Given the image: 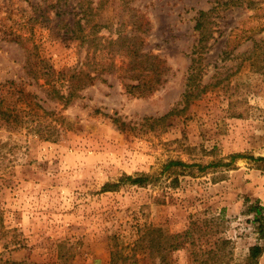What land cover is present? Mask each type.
Returning <instances> with one entry per match:
<instances>
[{
	"label": "rangeland",
	"instance_id": "1",
	"mask_svg": "<svg viewBox=\"0 0 264 264\" xmlns=\"http://www.w3.org/2000/svg\"><path fill=\"white\" fill-rule=\"evenodd\" d=\"M224 1L0 0V110L54 109L43 117L61 125L44 140L34 122L0 114V264H109L113 240L125 246L150 222L168 233L201 227L194 246L172 252L175 264H202L216 238L228 241L230 264L264 246L251 210L264 205V163L249 158L264 156V0ZM212 6L196 79L204 90L160 120L184 106L196 16ZM127 46L151 56L137 57L140 71L126 70ZM153 56L160 83L129 91L155 77ZM41 67L66 76L80 67L92 79L63 106L35 77ZM231 153L246 156L223 164ZM168 160L188 166L154 185L119 181Z\"/></svg>",
	"mask_w": 264,
	"mask_h": 264
},
{
	"label": "trees",
	"instance_id": "2",
	"mask_svg": "<svg viewBox=\"0 0 264 264\" xmlns=\"http://www.w3.org/2000/svg\"><path fill=\"white\" fill-rule=\"evenodd\" d=\"M254 3V0H225L221 3L224 6H243V5H251ZM218 6V5H217ZM216 6H212L208 10H200L198 11V15L196 16V21L194 25V30L198 31V38L196 47L191 52V63L188 68V75L186 77V87L184 93L182 95V102L184 106L180 109L175 107L169 112L165 113L160 120H164L167 116L175 114L177 112H181L185 108V104L195 98L200 96V93L204 90L200 89L199 85L196 82L199 73V63H200V52L206 51L207 49V41L212 34V24L213 19L212 16L215 13ZM126 54L128 57H133L134 60L128 63V71H140L139 64L141 62L138 60V56L151 57L150 55H146L145 53H138V49L132 47H126ZM196 54V55H195ZM155 60H151L149 62V70L152 71V74H155V77L151 80H141L137 81L136 84H126V88L131 91L133 89H140L142 92L144 91H152L155 89L157 84L160 83V79L158 78V72L156 70H160V60L156 61L157 57L153 56ZM156 62V63H155ZM45 68V67H44ZM39 71L36 74V78H43L44 83L47 85L49 90L50 98L57 102V104L61 103L63 106L72 102V100L78 96V92L81 88L84 87L87 80L92 79V76L85 72L83 69L79 67L78 70L72 71L69 75H65L64 71H55L51 69L50 71H46V69L38 68ZM36 72V71H35ZM157 75V76H156ZM61 79L66 78L65 88L66 90L60 91L57 88V82ZM146 86V88L144 87ZM22 95L26 96V94ZM37 104V103H36ZM29 105V103H28ZM37 106H40L37 104ZM0 114L2 118L5 119L8 123H21L26 122L27 120L34 122L29 126L30 130H33L38 134L40 138L44 140L48 139H57L60 135L61 125H57L56 119L54 117L50 120L43 117L46 114L51 116L55 115L53 110H43V114L40 115L32 109L24 110L21 109L17 111L10 106H6L4 109L0 110ZM53 121V123H52ZM243 153H231L229 155L230 161L227 163H223L225 165L229 164L233 159L239 157H245ZM250 159L255 161H260L264 163V156L253 157V155L249 156ZM221 163V161H219ZM217 164V161L214 162ZM178 166H188L187 163H184L180 160H168L162 167L161 171L158 173H149L142 172L135 175L122 174L119 177V181L123 183H128L130 185L136 186H147L156 184L161 176L164 173L170 174L173 172H178ZM173 167H176L173 169ZM199 169H203L204 166L199 165ZM251 210L254 211L255 216L254 220L257 223V231L260 238H264V205H255L251 207ZM194 222V221H193ZM192 222V223H193ZM195 223V222H194ZM193 223V224H194ZM201 227L195 226L194 229H186L180 233H168L165 230L153 223H143L137 227V237L131 243L123 246L117 242V239H114L111 243L110 247V262L109 264H175L173 259L171 258L172 252L186 246V243L194 246V237L193 234L195 231L200 230ZM207 231H204L206 234ZM192 236V237H191ZM190 238V240H189ZM228 241L222 238H216L215 241L210 244L212 247H206V259L202 260V264H230L231 262L227 259V254L224 253L226 250V243ZM218 247V248H216ZM221 251H223L221 253ZM192 253L195 251L192 250ZM262 252H264V246L260 243H255L248 248V253L245 255V259L242 264H257L258 258L261 256ZM233 264H239L237 262Z\"/></svg>",
	"mask_w": 264,
	"mask_h": 264
}]
</instances>
